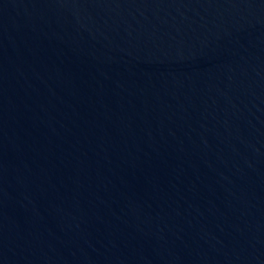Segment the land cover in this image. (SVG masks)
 I'll use <instances>...</instances> for the list:
<instances>
[{
  "label": "water",
  "instance_id": "95a60500",
  "mask_svg": "<svg viewBox=\"0 0 264 264\" xmlns=\"http://www.w3.org/2000/svg\"><path fill=\"white\" fill-rule=\"evenodd\" d=\"M0 264H264V0H0Z\"/></svg>",
  "mask_w": 264,
  "mask_h": 264
}]
</instances>
